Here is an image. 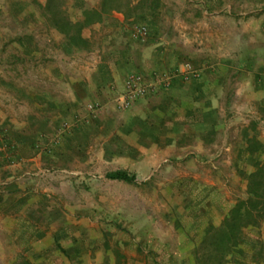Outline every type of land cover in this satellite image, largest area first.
<instances>
[{
	"label": "rangeland",
	"instance_id": "rangeland-1",
	"mask_svg": "<svg viewBox=\"0 0 264 264\" xmlns=\"http://www.w3.org/2000/svg\"><path fill=\"white\" fill-rule=\"evenodd\" d=\"M8 1L0 0V52L6 55L16 51L17 37L30 39L45 33L47 38L48 33L43 25L33 28L37 19H47L48 13L42 7L46 0H22L26 8L22 25L7 8ZM75 1L52 0L57 4ZM127 1L130 5L122 8L137 5L136 11L129 14L148 26L152 39H181V44L166 51L180 55L164 68L190 63L200 70L198 90L186 84L177 95L184 104L180 108L191 112L171 120L164 104L166 90L160 89L147 106L138 101L123 111L111 106L110 95L104 101L110 104L97 118L80 124L78 130L76 126L70 130L80 138V142L76 139L80 149L73 155L61 156L57 148L33 168V162L27 161L29 156L9 152L14 164L7 157L0 158V211L14 207V200L21 196L34 206L33 215L23 209L24 217L17 220L19 224L24 222L22 235H7L8 248L17 246L16 253L7 252L8 263L202 264L201 256L207 253L205 261L209 264H255L259 259L264 264V216L256 225L242 226L238 244L221 256L220 249L214 250L209 243L213 236L204 239L207 229L222 225L224 212L217 207V201L222 207L224 198L233 204L243 197L240 185L253 167L251 160L264 161V0H225L230 8L214 7V13L205 18L190 10L189 15L178 16L185 26L177 38L174 33L178 31L169 26L174 14L167 12V0H158L153 13L149 12L150 0ZM64 15L75 18L78 14ZM6 62L10 72L0 73L2 80L12 85L21 80L29 83V57L17 62L22 70L18 74L14 73L16 61L12 58ZM159 101H164L165 114L161 109H152ZM142 108L156 123L165 116L170 130L168 126L163 128L161 135L166 137L162 145L167 155L145 170L137 165L136 172L129 171L136 175L135 183L108 179V171L127 165L114 153L123 152L125 159L129 157L127 152L133 153L127 146H120L133 141L131 135L115 130L141 113ZM253 120L259 125L253 126L256 129L251 128V133H255L261 147L252 151V156L243 151L233 154L232 148L222 146L224 128L230 135V144L240 146L241 129L244 125L250 127ZM173 121L176 125H171ZM61 128L54 138L65 132ZM157 131L160 132L158 128ZM114 133L120 136L116 143L111 140ZM38 168L45 169V174H33ZM213 199L214 207L210 203ZM20 242L27 245L26 249H20Z\"/></svg>",
	"mask_w": 264,
	"mask_h": 264
},
{
	"label": "crops",
	"instance_id": "crops-1",
	"mask_svg": "<svg viewBox=\"0 0 264 264\" xmlns=\"http://www.w3.org/2000/svg\"><path fill=\"white\" fill-rule=\"evenodd\" d=\"M224 1H165L168 5L167 12L170 11L169 13L174 14L173 18L169 21V26L178 31V33H174V38L179 37L178 34L183 31L182 29L185 26V24L184 26L180 24L178 16L184 17V14L189 15V11L191 10L195 14H202V17L205 18L206 15L211 16L215 8L218 7L220 9L221 5H223L222 9L230 8V5H225ZM6 6L10 12L15 13L14 17L18 18L21 23L20 25H22V13L26 11L24 2L22 0H9ZM42 7L48 13L47 19L45 22H39L37 19L35 21L36 25H33V28L38 29L40 26L43 28V25L48 32L47 38H45V33L40 34V36L36 34L30 39L27 37H17L16 41L18 42L15 43L16 51L9 55H6L5 52H0V73L10 72V69L7 67V59L13 58L16 61L14 63L15 74L22 71L21 67H17L19 65L17 62H22L25 56L31 60L30 80L28 84L21 80L19 83L17 82L18 84L12 85L0 78L1 129L5 137L8 138L6 139L8 144L11 145L10 153L21 157L29 156L27 161L33 162L30 165L31 168L34 166L39 167V164L44 160V156L48 155L52 150L54 152V149L57 150L58 148L59 151L57 153L61 154V156L73 155L74 151L80 149V147H77L79 144L76 143V139L79 141L80 138L74 132L70 133V130H73L75 126V129L80 128V124L82 125L91 119L97 118L102 110L110 104L106 105L104 103L110 95H112L109 100V102L112 100L111 106L116 110L123 111L116 107L115 99L123 90L124 80L128 74L140 73L148 81H151L153 80V73L170 71L183 64L172 65L168 69L163 67L167 65L169 60L171 62L176 56L180 55L176 52L171 54L166 51L168 47L175 48L177 44H181V39L174 40V42L167 39L157 41L154 38L152 39V33H150L149 28V35L145 41L132 38V25L135 23L147 25L137 21L135 16L126 15L125 12H129L127 9H110L107 12L101 13L99 19L86 23L84 12L92 10L100 12L101 4H91L87 0L57 4L53 3L52 0H46ZM28 10L34 11L29 8ZM67 12H74L78 15L75 18H71L70 16L68 18L64 15ZM54 13H60L65 18L63 23L55 20ZM191 20L197 21L198 19L192 18ZM66 23L72 29L66 30ZM200 23L202 22L198 24L200 25ZM203 23L205 24L204 21ZM60 25H62V28H60ZM160 45L162 47H158ZM158 64H161L158 66L159 68H155ZM199 78L200 75L197 78L184 81L178 76L173 78L171 84L167 87L154 81L152 90L135 100L130 108L138 101L139 105L147 106L148 101L152 100L150 98H155V95L161 90H166L168 97H166V103L164 104L168 106V115L171 120L182 113L183 116L189 115L191 111L186 110L185 112V109H182L184 106L183 101L177 95L186 84H190L197 91L201 86V83L198 82ZM164 101L154 104L152 109H159V111L161 109L160 112L165 114L167 108L162 104ZM88 104H97V107L91 110L88 108ZM164 108L165 111L163 110ZM165 119L163 115L159 117V122L157 119L156 123L153 116L142 108L141 113H137L134 117H131L125 126L121 125L117 127L115 133L120 131L131 135L133 141L128 143V145L120 146L124 148L127 146L133 153L127 152L129 157L125 159L123 158V152H117V150L114 155L116 154L118 160L126 162L127 165L113 170L123 169L128 172L131 170L136 172L137 165H140V168L142 167L145 170L152 164L160 162V158L167 155V148L162 145L166 137L161 135L163 132L161 130L169 125ZM261 120L259 121L261 122ZM64 123L70 124V129L65 130L63 134L59 135V138L58 136L54 138L57 135L56 131ZM251 124L250 127L244 125V128L241 129L240 138H242L243 143L240 146H235L234 143L230 144V135L226 134V128H224L222 146H225L227 150L232 148L230 152L233 154L239 155V152L243 151V154L246 156H252L254 153L252 151L261 146L255 133H251V128L254 131L256 128L253 126L259 125V123L253 120ZM171 125H176L175 121L171 122ZM157 128L160 131L159 133L158 131L156 132ZM167 128L170 130L169 126ZM115 133L112 135L111 140L116 143L120 139V136ZM169 139L172 138L170 137ZM7 154H0V158H6ZM111 155L110 153L108 156ZM252 164V169L246 175L247 180L240 185L244 196L238 200H246L249 196L248 177L250 173L256 170V161L253 159L251 160V166ZM44 170L38 168L33 174L37 175L41 171L45 174ZM210 203L213 206L214 199ZM230 203L229 199L224 198L223 206L220 207L217 201V207L220 211L224 212V217L237 201L233 204ZM33 207L30 199L21 196L14 200V207L5 208L0 211V264H17L15 260V263L13 260L10 263L7 261L8 251L9 253L17 252L16 244L14 247L9 245L8 248L7 235H22L24 222L21 221L19 224L17 220L24 217L23 209L24 213L30 214L34 212ZM208 210L210 209L208 208ZM46 213L48 214V210ZM262 213L264 216V209ZM14 215L16 218H13ZM12 219L16 220L14 224L11 222ZM213 231L214 229H207L206 233L208 232L209 235H212ZM19 246L23 250V248L26 249L27 245L24 247L21 243ZM30 248L32 250L34 246ZM261 252L263 253L264 249ZM259 262L261 264L263 261L259 259L255 264Z\"/></svg>",
	"mask_w": 264,
	"mask_h": 264
},
{
	"label": "trees",
	"instance_id": "trees-1",
	"mask_svg": "<svg viewBox=\"0 0 264 264\" xmlns=\"http://www.w3.org/2000/svg\"><path fill=\"white\" fill-rule=\"evenodd\" d=\"M158 0H150L149 2V12L153 13L154 8ZM101 11H85L84 17L85 22L88 23L91 20H96L100 18L101 13L107 12L110 9L123 10L122 5L129 6L130 2L127 0H101ZM137 5L132 7V9L128 8V11H136ZM135 14L137 12H134ZM133 13V14H134ZM126 15H130L129 12H125ZM55 20L59 23H63L65 18L60 15V13H54ZM67 24V23H66ZM69 24L66 25V30L72 29ZM62 28V25H60ZM106 178L112 180L123 181L126 183H135L136 175L134 173H129L123 169H117L113 171H109L105 174ZM248 184V198L246 200H238L236 204L228 211L226 216L223 219L221 227L214 229L212 234V238L209 240V243L212 245L214 250H219L218 252L225 253L229 248L236 246L237 240L240 237L241 227L246 225H256L258 224L259 218L263 216V195H264V161L256 163V170L250 173ZM260 207L258 208V206ZM255 210V211H254ZM210 236L208 232L206 233L207 240ZM205 242V241H203ZM204 258L200 259L202 264H209L207 261V253L201 256ZM205 263H204V262Z\"/></svg>",
	"mask_w": 264,
	"mask_h": 264
},
{
	"label": "built area",
	"instance_id": "built-area-1",
	"mask_svg": "<svg viewBox=\"0 0 264 264\" xmlns=\"http://www.w3.org/2000/svg\"><path fill=\"white\" fill-rule=\"evenodd\" d=\"M149 31L148 27L144 24L135 23L131 28L132 38L145 41L148 38ZM200 75L198 69L192 66L190 63H184L180 66L175 67L170 71H162L153 73V80L148 81L140 73H130L124 80L123 90L117 95L115 99L116 107L120 110L129 109L132 103L138 98L146 95L154 86V81L159 82L163 86L167 87L171 84V81L175 77H180L184 81L197 78ZM97 104H88V108L94 110ZM70 128V124L64 123L61 131ZM11 145L8 144L4 132L0 130V154H7V159L14 164V160L10 156ZM9 152H8V151Z\"/></svg>",
	"mask_w": 264,
	"mask_h": 264
}]
</instances>
